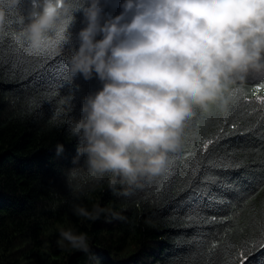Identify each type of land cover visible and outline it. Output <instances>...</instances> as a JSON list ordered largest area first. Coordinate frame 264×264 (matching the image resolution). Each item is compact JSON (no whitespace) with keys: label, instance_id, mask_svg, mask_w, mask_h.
<instances>
[{"label":"trees","instance_id":"obj_1","mask_svg":"<svg viewBox=\"0 0 264 264\" xmlns=\"http://www.w3.org/2000/svg\"><path fill=\"white\" fill-rule=\"evenodd\" d=\"M102 2L105 18L122 11L123 0ZM30 10V0H23L9 11L0 43H10L11 37L27 39L23 28ZM19 16L26 19L21 23ZM85 26L82 12L67 18L65 40L57 46L62 51L54 50L59 58L52 55L45 62L49 67L59 64V76L49 67L25 77L18 75L19 69L10 73L0 68V264H215V253L226 243L236 246L234 253L245 251L243 264H264V248L254 247L264 221V187L256 190L264 176V119L256 100L264 96V89L258 87L264 74L252 72L234 86L227 112L198 113L186 128L171 183L168 176L130 196L117 195L106 184L97 185L87 177L81 168L83 158L73 163L77 142L67 131L68 122L79 116L81 97L102 88L96 76L90 80L68 76V58L78 50V34ZM217 135L220 140L205 153L202 141H215ZM58 143L65 145L59 157ZM194 154L214 161L225 157L241 167L221 169L205 162L193 188L200 187L207 195L202 191L189 199L192 189L186 181ZM73 169L75 176L70 175ZM205 174L209 180L203 178ZM216 177L225 179V185L212 182ZM249 188L254 193L250 196ZM210 196L217 200L205 207ZM77 204L89 209L100 204L124 218L102 216L90 221L73 213ZM197 204L207 219L197 218L192 226H185L190 222L182 218ZM62 228L87 233L91 252L61 248L57 241Z\"/></svg>","mask_w":264,"mask_h":264},{"label":"clouds","instance_id":"obj_2","mask_svg":"<svg viewBox=\"0 0 264 264\" xmlns=\"http://www.w3.org/2000/svg\"><path fill=\"white\" fill-rule=\"evenodd\" d=\"M22 2L0 0V31ZM30 5L23 32L32 48L64 34L67 18L83 13L86 26L68 58V76H96L102 88L81 97L67 131L77 142L73 163L83 158L87 177L117 195L165 180L198 113L227 112L234 86L264 73V0H123L120 14L107 18L102 0ZM55 151L63 155L65 145ZM73 213L90 221L124 218L100 204H77ZM57 243L91 252L89 235L71 228L59 230Z\"/></svg>","mask_w":264,"mask_h":264},{"label":"snow or ice","instance_id":"obj_3","mask_svg":"<svg viewBox=\"0 0 264 264\" xmlns=\"http://www.w3.org/2000/svg\"><path fill=\"white\" fill-rule=\"evenodd\" d=\"M64 40H65L64 34L52 33L48 43H46L41 48H32L29 45L27 39H23L22 37H11L10 43L8 44L0 43V68L7 69L9 70L10 73H17V70L19 69L18 75L20 77H25L30 72L35 73L37 70L43 67H49L45 62L48 60V57L52 55H56L57 58H59L58 54L54 50ZM36 61H38V63H34ZM62 62L63 61H61V63ZM33 64L34 66H32ZM49 71L59 76L62 69L61 66L57 64L54 67H49ZM51 87H53L52 84L49 85V88ZM258 87L259 89H264V79H261V82H258ZM256 100L259 101V111L261 113L262 119H264V96H256ZM225 121H227V117H225ZM231 127L232 129L235 130L237 126L236 124L233 123ZM220 132L221 134H223L224 129H220ZM220 138L221 136L217 135L215 141L211 138L204 139L202 141V148L204 152L205 153L207 152L210 145H213L214 143H218ZM205 162L208 165H212L221 169L241 167L240 164H234L231 161L227 160V158L225 157H221L219 161H214L212 158L208 157L207 155L194 154L192 163L191 165H189L190 171L188 173V179L186 181V186L192 189V193L190 194L189 199L192 198V195L198 194L202 191L205 195H207L206 190L200 187L193 188V181L197 173L200 171L201 166ZM177 170H174L169 174L168 183H171V178L176 175ZM203 178L205 180L210 179V177L207 174H205ZM211 179L212 182H219L222 185H225V179L223 178L216 177ZM226 186L231 187V185H226ZM259 187H264V176H261L259 178V183L257 185L256 190H258ZM252 194H254L253 189L249 188L248 195L250 196ZM215 200H217L216 196H210L209 203L205 205V207H211L212 206L211 202ZM219 202L224 203L226 201L220 200ZM199 208L200 205L197 204L193 212L186 214V216L182 218L190 222L185 226H192L191 222H193L197 218L207 219L206 217L201 216L199 212ZM173 219H176V217H173ZM216 220H217L216 217L214 216L211 217V222L215 223ZM259 237L260 238L254 244V247L257 249L264 248V221L261 222V231L259 233ZM235 247L236 246L232 243H226L222 249H220L215 253V256L217 257L215 264H243V260L247 258L245 251L238 250L235 251L234 253L233 250L235 249ZM209 251L211 252L212 250L209 249ZM247 251H251V250H247Z\"/></svg>","mask_w":264,"mask_h":264},{"label":"rangeland","instance_id":"obj_4","mask_svg":"<svg viewBox=\"0 0 264 264\" xmlns=\"http://www.w3.org/2000/svg\"><path fill=\"white\" fill-rule=\"evenodd\" d=\"M257 74H263V73H257Z\"/></svg>","mask_w":264,"mask_h":264},{"label":"bare ground","instance_id":"obj_5","mask_svg":"<svg viewBox=\"0 0 264 264\" xmlns=\"http://www.w3.org/2000/svg\"><path fill=\"white\" fill-rule=\"evenodd\" d=\"M249 93V92H248Z\"/></svg>","mask_w":264,"mask_h":264}]
</instances>
